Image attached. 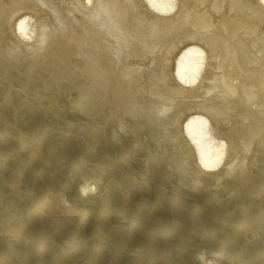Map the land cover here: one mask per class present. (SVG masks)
I'll return each instance as SVG.
<instances>
[{"label":"bare ground","instance_id":"1","mask_svg":"<svg viewBox=\"0 0 264 264\" xmlns=\"http://www.w3.org/2000/svg\"><path fill=\"white\" fill-rule=\"evenodd\" d=\"M0 264H264V0H0Z\"/></svg>","mask_w":264,"mask_h":264}]
</instances>
